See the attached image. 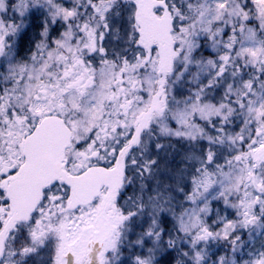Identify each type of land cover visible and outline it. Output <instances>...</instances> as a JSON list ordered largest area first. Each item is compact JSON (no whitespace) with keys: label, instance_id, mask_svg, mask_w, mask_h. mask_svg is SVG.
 I'll list each match as a JSON object with an SVG mask.
<instances>
[{"label":"snow or ice","instance_id":"1","mask_svg":"<svg viewBox=\"0 0 264 264\" xmlns=\"http://www.w3.org/2000/svg\"><path fill=\"white\" fill-rule=\"evenodd\" d=\"M0 264H264V0H0Z\"/></svg>","mask_w":264,"mask_h":264}]
</instances>
